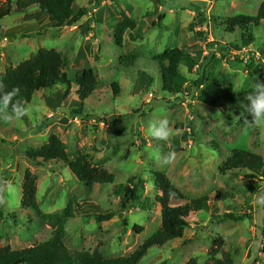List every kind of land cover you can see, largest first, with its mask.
I'll return each instance as SVG.
<instances>
[{
  "label": "rangeland",
  "instance_id": "rangeland-1",
  "mask_svg": "<svg viewBox=\"0 0 264 264\" xmlns=\"http://www.w3.org/2000/svg\"><path fill=\"white\" fill-rule=\"evenodd\" d=\"M18 1L12 0V14L0 22V72L39 49H55L68 59L64 71L71 83L36 92L19 112L0 105V247L23 249L49 239L52 228L44 216L78 201V214L66 225V245L73 251L99 247L106 258L129 256L162 229L156 201L161 191L154 181L160 171L187 196H208L212 209L193 213L180 239L150 248L139 264H184L192 257L204 264L218 235L234 264H264V174L247 178L220 171L234 148L264 158V123L253 122L237 106L200 101L203 88L192 84L201 75L199 66L236 97H248L255 82H264V21L251 28L255 38L249 46L240 28L231 29L226 21L256 16L263 0H103L97 11L60 28L38 5L19 9ZM90 4L94 0H76L74 6ZM6 5L0 0V7ZM122 12L137 24L119 45L114 28ZM175 47L188 51L196 64L183 61L179 71L187 82L167 92L160 58ZM85 69L97 72L99 85L81 101L75 78ZM82 106L79 117L73 110ZM162 119L170 130L166 141L149 133L150 123ZM51 135L67 144L70 159L88 153L115 181L89 187L63 160L35 164L28 152ZM169 153L173 161L164 164ZM27 169L37 176L36 209L21 204ZM136 185L139 199L131 203ZM109 211L115 213L112 219L97 221ZM225 214L240 219L221 221ZM134 225L144 231L135 232Z\"/></svg>",
  "mask_w": 264,
  "mask_h": 264
},
{
  "label": "trees",
  "instance_id": "trees-1",
  "mask_svg": "<svg viewBox=\"0 0 264 264\" xmlns=\"http://www.w3.org/2000/svg\"><path fill=\"white\" fill-rule=\"evenodd\" d=\"M6 7H0V22L12 14V0H4ZM102 0H95L90 7H78L75 9V0H19L18 8L24 9L32 5H38L40 10L47 13L50 23L55 28L68 25L72 26L79 22L90 9H96ZM227 25L231 29L240 28L243 32L242 41L244 46H249L255 35L252 27L259 26L264 21V0L256 16L236 15L227 18ZM136 27V20L123 14L122 20L114 28V37L119 45L125 41V35L129 30ZM130 37L131 33H130ZM162 69L163 89L167 92L179 91L184 87L187 80L179 71L183 61L196 64L193 56L183 48L175 47L166 50L160 58ZM68 59L55 49L42 48L32 54L28 59L16 67H9L0 72V105L11 113L21 111L32 101L33 95L38 91L53 89L59 85L70 84L64 69ZM198 80L192 82L193 86L201 89L198 97L200 101L211 106L223 105L237 106L245 111L248 105V97L240 94L238 97L227 88L222 87L220 81L213 75L207 74L202 67ZM77 93L81 101L92 95L99 85L98 75L94 69H85L78 73L75 78ZM115 93L120 92L119 84H113ZM80 109L73 110L76 115L83 117ZM247 113V112H246ZM86 117H91L87 115ZM27 156L35 164L63 160L77 177L86 185L113 183L116 175L105 168L95 166L90 159V154L79 152L70 159L67 152V144L57 135H51L48 142L41 148L30 150ZM222 173L244 174L247 178L261 177L264 174V158L252 151L234 148L230 155L220 166ZM155 185L161 191L156 196V201L161 205L162 229L155 231L129 256L106 258L99 247L94 250H71L65 243L66 225L69 220L78 214L79 202L71 203L62 213L49 214L44 220L52 228L51 237L33 246L23 249H13L6 245L0 247V264H139L149 249L155 246L162 247L166 243L180 239L185 229L189 226V217L193 213L210 211L212 203L206 195L199 197L187 196L180 187L164 172L155 171ZM140 186H134L130 202L139 199ZM37 176L27 169L23 181V195L21 204L24 208H38L37 204ZM217 197L223 199L226 194L217 193ZM130 202H128L130 204ZM115 216L113 211L104 212L97 216V221L110 220ZM227 219L239 220L240 217L225 214L221 221ZM0 217V227H1ZM135 232L142 233L144 227L134 225ZM224 240L217 236L215 246L209 253V258L204 264H234L232 254L224 250ZM264 253V247L262 249ZM222 254L223 257H219ZM184 264H200L198 258L192 257Z\"/></svg>",
  "mask_w": 264,
  "mask_h": 264
},
{
  "label": "clouds",
  "instance_id": "clouds-1",
  "mask_svg": "<svg viewBox=\"0 0 264 264\" xmlns=\"http://www.w3.org/2000/svg\"><path fill=\"white\" fill-rule=\"evenodd\" d=\"M248 105L245 111L252 116L255 123H264V82H255L252 91L248 96ZM169 125L166 119L152 121L149 125V133L159 140H167L169 137ZM174 158L173 153H169L164 158V164H171Z\"/></svg>",
  "mask_w": 264,
  "mask_h": 264
},
{
  "label": "crops",
  "instance_id": "crops-1",
  "mask_svg": "<svg viewBox=\"0 0 264 264\" xmlns=\"http://www.w3.org/2000/svg\"><path fill=\"white\" fill-rule=\"evenodd\" d=\"M102 1H103V0H102ZM75 2H76V0H75ZM94 3H95V0H94ZM90 5L92 6V5H94V4H90ZM81 7H84V6H81ZM94 10L97 11V9H94ZM89 12L91 13L90 10H89ZM88 14H89V13H88ZM123 14L128 15L127 13H123V12H122V13H121V18H122V15H123ZM94 15H95V16L98 15V12H96V14H94ZM128 16H129V15H128ZM129 17L131 18V16H129ZM132 19H134V18L132 17ZM134 20H136V19H134ZM119 21H120V20H119ZM117 23H118V22H117ZM136 24H137V22H136ZM135 28H136V27H135Z\"/></svg>",
  "mask_w": 264,
  "mask_h": 264
}]
</instances>
